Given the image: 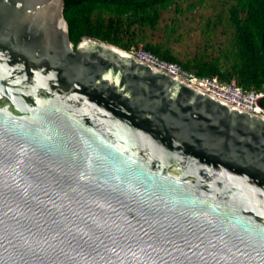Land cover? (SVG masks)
<instances>
[{
    "label": "water",
    "instance_id": "obj_1",
    "mask_svg": "<svg viewBox=\"0 0 264 264\" xmlns=\"http://www.w3.org/2000/svg\"><path fill=\"white\" fill-rule=\"evenodd\" d=\"M0 0V264H264V114Z\"/></svg>",
    "mask_w": 264,
    "mask_h": 264
},
{
    "label": "trees",
    "instance_id": "obj_2",
    "mask_svg": "<svg viewBox=\"0 0 264 264\" xmlns=\"http://www.w3.org/2000/svg\"><path fill=\"white\" fill-rule=\"evenodd\" d=\"M204 0H65L64 16L71 41L77 46L83 37H93L130 52L143 43L144 48L161 59L178 63L199 77L235 80L245 91L264 94V0H217L228 5L224 15L231 30L229 45L220 55H208L207 48L181 60L169 47L170 35L178 25H166L167 41L149 40L147 31L160 29L162 15L174 10L177 16L190 12L194 3ZM179 2L191 6H178ZM209 20L216 30L223 17ZM178 20V19H175ZM211 45V38H206ZM264 110V96L260 100Z\"/></svg>",
    "mask_w": 264,
    "mask_h": 264
},
{
    "label": "rangeland",
    "instance_id": "obj_3",
    "mask_svg": "<svg viewBox=\"0 0 264 264\" xmlns=\"http://www.w3.org/2000/svg\"><path fill=\"white\" fill-rule=\"evenodd\" d=\"M178 6H191L189 3L179 2ZM196 6L190 12L176 15L174 10L165 11L162 15L160 29L152 33L147 31L149 40L153 42L167 41L166 25H174L177 27V34L170 35L169 47L173 53L181 60L189 59L197 52H203L207 48L208 55H220L221 49L229 45L231 39V30L227 26V19L224 15L228 5L217 0H204L203 2L194 3ZM223 17L218 24L216 30H212L207 26L209 20H215ZM178 19V20H175ZM211 38V45L207 43L206 38ZM144 44H138L142 47ZM264 114V113H262Z\"/></svg>",
    "mask_w": 264,
    "mask_h": 264
},
{
    "label": "built area",
    "instance_id": "obj_4",
    "mask_svg": "<svg viewBox=\"0 0 264 264\" xmlns=\"http://www.w3.org/2000/svg\"><path fill=\"white\" fill-rule=\"evenodd\" d=\"M130 53L138 59L159 69L165 70L174 76L197 86L207 93L226 100L244 110L261 114L264 113V110L260 105V100L264 94L256 93L255 91H245L237 85L235 80H232L231 82H223L219 77H199L194 72L184 69L178 63L168 62L161 59L159 56L146 50L144 46L133 47Z\"/></svg>",
    "mask_w": 264,
    "mask_h": 264
}]
</instances>
